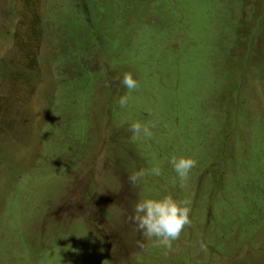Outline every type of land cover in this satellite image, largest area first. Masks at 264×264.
Wrapping results in <instances>:
<instances>
[{"label": "rangeland", "instance_id": "374dc122", "mask_svg": "<svg viewBox=\"0 0 264 264\" xmlns=\"http://www.w3.org/2000/svg\"><path fill=\"white\" fill-rule=\"evenodd\" d=\"M210 1L222 17L241 0ZM253 2L234 13L235 28L179 19L174 0L116 7L111 19L132 25L116 55L67 41L64 7L79 32H92L72 0H0V94L15 123L0 125V264H264V1ZM108 20L98 14L103 38H118ZM238 33L244 44L227 60ZM74 53L98 69L94 81H75ZM17 64L33 82L12 79ZM127 72L139 87L121 108L128 90L116 76ZM137 121H158L153 138L132 140ZM173 156L198 160L183 189ZM154 166L160 176L129 184ZM168 194L192 201V224L172 250L128 220L138 200Z\"/></svg>", "mask_w": 264, "mask_h": 264}, {"label": "trees", "instance_id": "16d2710c", "mask_svg": "<svg viewBox=\"0 0 264 264\" xmlns=\"http://www.w3.org/2000/svg\"><path fill=\"white\" fill-rule=\"evenodd\" d=\"M72 1L76 5V7L80 9L79 11H77V13L82 14V18L84 19V22H83L84 27L91 30L92 32H89V34L88 35L86 34L85 36L83 35L84 32L82 31L79 32L81 29H84V28L80 29V24H81L80 20L72 18V19H69V21H67L66 17L71 15L72 12L71 10H68L67 8L64 7L63 8L64 11L63 13L60 14L61 16L58 19H61L62 20L61 23H63L60 28H62L63 30L67 29V31H69V36L67 37V41L70 43V40L75 38L77 41L76 44L79 45L78 49H82L86 53L90 51L95 52V51L100 50L102 47H104L109 53L118 55L121 53V49L125 45V41H126L125 38H122V35L128 34L129 29H132V25H130V22L129 24H124L120 22L119 19L117 21H115L114 18L111 19L114 16L115 8L117 7L118 11L121 12L122 14H126L128 13V11L141 12L142 9H145L147 7V4L151 0H109V1L108 0H72ZM101 1H107L111 4L105 7H101L100 6ZM253 1L255 0H241L236 3L228 4L227 5L228 13H226L222 17H219L215 14L216 11L214 8H212L213 5L210 0H187L185 8L183 7L182 0H174V3L176 4L175 5L173 4L174 10L171 12V14L177 13L179 15V19L182 18V19H185V21L193 19L196 22H199V19H200V21L203 22L207 28L210 24L216 25L218 22H220L221 19H224L223 22L226 23V26H225L226 28L228 27L235 28V22L233 20L234 13H237L239 11H243L244 13H246L247 9L251 7L252 5H254ZM119 3H124V6L119 8L118 6ZM260 6H262V11H263L262 1H261ZM155 9H158V8L155 7ZM109 11H111L113 14L109 13ZM99 13H102L103 16L106 15L109 17V20L106 23L107 26H110V27L114 26L115 30L120 29V31H117V33L120 34L118 38H107V36L104 37L105 39L103 38L104 31H101L99 29L100 25L98 23ZM218 18H219V21H216ZM261 18H264V17L258 16L256 18V21H260ZM58 19L52 20V21H57ZM212 19H215V23L210 22L212 21ZM185 21L182 23H185ZM158 23L163 24L164 18L161 16L158 17ZM193 25H197V24L193 23ZM241 34L242 33H238V37L236 38V40H234V44L230 45V47L229 45L226 44L225 50L229 54V58L227 60L233 59L236 53V50L238 48H241L240 44H244L242 42L243 38H240V36H243V34L242 35ZM255 44H257V42L254 39L251 42V46ZM71 60L75 63H78L81 67L82 74L78 76L82 75L83 77H80L78 80H83L85 83L88 81H94V79L96 78L94 75L98 73V69H94V71H87L89 68L86 65V62L88 60L87 56H84V55L76 56V53H74L73 58ZM245 61H248V59H246ZM22 66L23 64H17L18 69L16 71V74L18 76L16 77L12 76V79L13 78L15 79L23 78L25 82H30V80L32 79L31 82H33V78L31 77L33 76V74L30 73L29 71L27 72L25 69H22L21 68ZM7 68H8L7 63L3 59L0 62V74L3 71L7 70ZM102 71L104 72V70ZM99 73H101V71H99ZM0 84H2L1 80H0ZM80 86H83V85H80ZM89 93L92 94V92H89ZM3 97L4 96L0 94V125H3L7 130L11 131L14 129L15 123L12 118H9L8 116L5 117L6 104H3V99H4ZM235 110L238 112V107ZM223 159L224 157H219L216 166H219L218 168H222L223 171L226 172L227 166L221 164Z\"/></svg>", "mask_w": 264, "mask_h": 264}, {"label": "clouds", "instance_id": "9594fccd", "mask_svg": "<svg viewBox=\"0 0 264 264\" xmlns=\"http://www.w3.org/2000/svg\"><path fill=\"white\" fill-rule=\"evenodd\" d=\"M77 77L82 76L77 75ZM73 78H75V81L79 79ZM116 79L128 90V93L121 96L119 100V105L123 108L128 105L130 94L132 91L138 89L139 83L131 72L125 73L122 78L118 74ZM157 122L145 124L137 121L132 123L129 127L132 140L136 141L141 137L147 139L153 138L152 128L155 127ZM170 163L179 178V187L181 189L185 188L189 173L197 166L198 160L192 156H182L180 158L173 156ZM146 175L160 176L161 169L159 166H154L150 170L141 169L132 172L128 177V182L130 185L136 186ZM172 183L175 186L177 181L173 180ZM191 210L192 201L190 199L179 200L174 198L173 195L168 194L160 198H143L138 200L128 220L130 223L136 225V230L141 232L147 240L151 241L155 238L158 246L172 250L173 242L178 241L185 227L192 224V220L190 219ZM200 247L202 251H206V245L203 242H201Z\"/></svg>", "mask_w": 264, "mask_h": 264}]
</instances>
